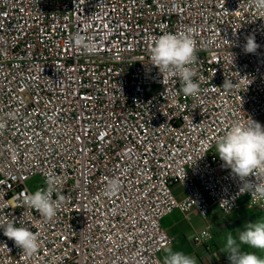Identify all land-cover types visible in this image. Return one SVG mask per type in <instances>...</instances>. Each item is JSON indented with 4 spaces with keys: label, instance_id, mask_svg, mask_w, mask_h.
Segmentation results:
<instances>
[{
    "label": "built area",
    "instance_id": "2783aa9c",
    "mask_svg": "<svg viewBox=\"0 0 264 264\" xmlns=\"http://www.w3.org/2000/svg\"><path fill=\"white\" fill-rule=\"evenodd\" d=\"M188 28L197 97L150 59L156 37ZM249 35L256 53L243 50ZM251 120L264 126V11L250 0H0V225L41 242L25 256L0 228V264H163L174 212L264 210L215 152ZM49 175L64 200L46 221L23 195ZM213 239L193 243L209 258Z\"/></svg>",
    "mask_w": 264,
    "mask_h": 264
},
{
    "label": "clouds",
    "instance_id": "9594fccd",
    "mask_svg": "<svg viewBox=\"0 0 264 264\" xmlns=\"http://www.w3.org/2000/svg\"><path fill=\"white\" fill-rule=\"evenodd\" d=\"M251 6L264 11V0H250ZM195 30L188 28L177 33H164L153 40L150 48L151 65L158 68L160 74L179 78L180 91L185 96L197 97L200 93L199 82L194 80L196 71L194 65L198 59ZM75 46H82L83 37L79 34L73 37ZM259 45L254 35L246 37L245 53H256ZM225 89L234 87L231 80L225 79L222 85ZM5 127L0 123V130ZM215 152L220 160L241 181L240 192L250 194L251 198L264 201V126L251 120L244 124L239 121L232 123L224 135L215 142ZM46 187L34 193L23 195L24 203L35 209L46 221H51L57 214L63 195L53 199L57 177L49 175L45 180ZM120 190L118 179L109 180L104 188L105 195L115 196ZM20 223V222H19ZM3 234L14 241L23 255L31 257L38 253L41 242L37 234L27 226H16V221L0 225ZM226 243L221 249L230 264H264V256L258 255V250L264 252V218L245 222L242 229H237L235 235L228 231ZM163 264H197L196 259L181 251L165 249Z\"/></svg>",
    "mask_w": 264,
    "mask_h": 264
},
{
    "label": "crops",
    "instance_id": "0c3cea01",
    "mask_svg": "<svg viewBox=\"0 0 264 264\" xmlns=\"http://www.w3.org/2000/svg\"><path fill=\"white\" fill-rule=\"evenodd\" d=\"M175 191L182 195V189L180 186H175ZM218 210V209H217ZM219 211V210H218ZM220 212V211H219ZM257 218H264V210L251 209L247 206L229 216L223 215V219L213 225V235L219 232H235L239 229V226H244L245 222H251ZM244 219V220H242ZM164 228L169 232V234L174 238L173 245L170 247L173 251H181L186 255L192 256L194 251L203 256V259L208 260L209 258L205 256L203 251L195 247L193 243V236L196 233H190V225L187 223V217L185 214L176 211L173 214L167 216L163 220ZM204 231V230H202ZM199 233V232H197ZM213 248V242H212ZM214 250V249H213ZM257 251L258 255L264 256V252ZM214 253V251H213ZM165 255V251L162 253V259ZM226 262L224 261L223 264ZM217 264V263H216ZM220 264V263H218Z\"/></svg>",
    "mask_w": 264,
    "mask_h": 264
},
{
    "label": "rangeland",
    "instance_id": "374dc122",
    "mask_svg": "<svg viewBox=\"0 0 264 264\" xmlns=\"http://www.w3.org/2000/svg\"><path fill=\"white\" fill-rule=\"evenodd\" d=\"M29 184H32V181L29 182ZM186 216V215H185ZM187 217V216H186ZM223 219L222 212H219L217 209H213L211 211V214L204 218L201 215L197 214L196 212H192L189 215V219H187V223L190 225V233H197L202 232V230H211L213 232V225L220 222ZM244 220V219H242ZM243 226H239V229H242ZM227 232H219L216 233L213 239V251L211 256H209V259H203V256L196 253L194 251V254H192L191 257L196 259L197 264H223L224 261L225 264H230L227 256L222 253L221 249L224 247V244L226 243L225 237ZM235 235V232H233ZM245 250L248 251H254V249H248L247 246H244Z\"/></svg>",
    "mask_w": 264,
    "mask_h": 264
}]
</instances>
